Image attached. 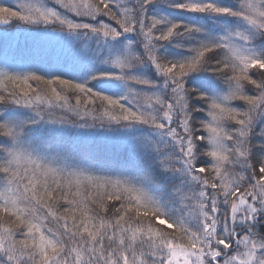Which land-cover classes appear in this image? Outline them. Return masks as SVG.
<instances>
[{
    "label": "snow or ice",
    "instance_id": "6c2138e0",
    "mask_svg": "<svg viewBox=\"0 0 264 264\" xmlns=\"http://www.w3.org/2000/svg\"><path fill=\"white\" fill-rule=\"evenodd\" d=\"M0 63V264H264V0H0Z\"/></svg>",
    "mask_w": 264,
    "mask_h": 264
},
{
    "label": "trees",
    "instance_id": "16d2710c",
    "mask_svg": "<svg viewBox=\"0 0 264 264\" xmlns=\"http://www.w3.org/2000/svg\"><path fill=\"white\" fill-rule=\"evenodd\" d=\"M5 2H7V0H5ZM14 47V45H13ZM5 65L3 63H0V68L4 67Z\"/></svg>",
    "mask_w": 264,
    "mask_h": 264
}]
</instances>
